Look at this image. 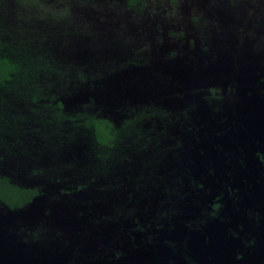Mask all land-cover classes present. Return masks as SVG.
I'll return each instance as SVG.
<instances>
[{"label":"rangeland","instance_id":"374dc122","mask_svg":"<svg viewBox=\"0 0 264 264\" xmlns=\"http://www.w3.org/2000/svg\"><path fill=\"white\" fill-rule=\"evenodd\" d=\"M155 1L151 3L153 6L157 4ZM64 2L65 0H62L63 4ZM252 4H254L253 7L246 9L239 4V0H180L177 2L174 14L181 13L183 16L182 27L184 24L191 26V14H195L199 19L196 24L192 21L194 29L191 34H194L203 23H205V29H209L208 35L220 31L221 37L218 36L220 38L217 41V49L223 57H221V61L225 64L231 62L233 65L231 68L220 65L217 71H214L207 61L198 62L202 53H209L210 49L207 43H202L196 49L194 43L189 46L185 44L186 38L183 37L184 39L179 42L177 36H171L170 32L173 29L170 26H174L173 18L170 19V25L165 21L158 24L148 16L150 9L143 7L145 10L143 16L145 17L142 20L135 19L131 10L126 8L125 0L115 3L114 9L111 4L94 0L92 4L94 12L86 11L88 12L86 16L90 18H93L95 13L99 14L98 11H100L102 15L100 19L107 16L105 11L110 12L108 17H114L115 21L114 24L107 27V32L112 34L116 40L120 39L118 34L127 31L133 33V37L137 36V32H141L142 27L145 28V40L140 46L134 39L130 44H124L123 47H126L114 58L117 63L123 64L124 70L112 72L104 67L93 66V63H98L92 57L93 47L90 48V54L89 49H84L85 58H80L78 51L76 63L78 66L87 67L82 71L87 73L86 76H92L93 82L98 85L94 90L82 91L79 86L70 89L68 95L73 99H63L66 115L67 113L69 115L81 113L87 116L100 115L120 124L128 112L127 110L130 112L134 110L130 119H135L134 112L141 113L143 111L145 114L149 106L162 105V102L167 104L168 108L174 106L180 108L182 105H186L185 102L187 103L188 99H192V104L196 105L197 102L200 112L207 118V122L212 124V128L208 129L211 134L207 135L208 140H205L204 153L199 152V147L194 152L195 165L192 164L194 170L200 175V182L204 185L198 188L196 198L204 206L207 204L208 206L193 205L191 210L189 209L195 220L203 215L209 219L205 217V220L200 221V223H205L199 224L194 229L186 228V225L181 223L182 225L178 228L167 233L166 238L169 241L162 243L161 241L164 239L162 236L158 245L150 247L146 254L140 252L136 258H133L132 263H129L131 259L127 254L124 263H121L123 261L121 259L116 264H196L192 263L194 256L198 259L197 264H264V159L262 161L259 158L260 156L264 157V140L255 139L252 143L247 141L246 148L239 152L246 158L238 159L239 154L236 152V147L238 148L241 144H238L237 139L238 137L246 139L242 135L244 130L239 129L238 126H225L226 129L216 135V129L219 131L221 127L214 124L217 122L216 114L211 111L209 108L211 105L206 99L214 91L224 100L226 98V101L232 103L233 105L230 107H234L237 105L236 100L240 101L243 95H247V98L252 102H262L260 106L264 114V70L263 73H260L262 75L259 74V77L251 79L248 84L241 85L238 81L240 74H246L242 72L240 63L253 59L264 62V0H253ZM252 4L250 3V6ZM167 7L172 8V5L168 3ZM169 8L168 15L170 14ZM196 11L203 13L202 19ZM224 14L229 16V19L225 16L227 23H224L223 19L220 20ZM146 19L148 22L143 25ZM219 21L225 24L222 30L217 28ZM78 24L85 27L82 22L78 21ZM175 24H179L178 19ZM75 25L77 23L72 27L76 28ZM66 27L65 31L69 32L70 29L66 30L68 29ZM158 31L161 32L162 39H160ZM186 32L188 31L186 30ZM73 37L63 38V48H61L59 39L56 40V43L61 49L69 50L71 42L73 46L77 45L78 47L85 34L81 32ZM104 37L105 34L100 31L92 43L101 44ZM111 38L113 39V37ZM220 39L224 41L223 45L220 43ZM149 45L153 46L152 49H158L153 58V60H157L154 70L151 67L154 65L151 61L140 63L136 58L138 49L140 51V47L142 49L149 48ZM242 47H245L246 51L241 54ZM151 51L153 54V50ZM105 52V49L100 51L103 55ZM251 53H253V58ZM60 56L62 57L63 53H60ZM217 57L214 56V59ZM66 59L71 61L67 54L63 59L64 62L67 61ZM101 61L109 62L110 60L101 58ZM228 70L231 71V75L226 74L229 72ZM186 72L189 77H198L201 80L187 82L185 80ZM82 109H86V112L83 113ZM230 114L236 113L230 111ZM60 118L63 121L62 116ZM43 120L45 124L48 123L47 119ZM15 129L17 128L15 127ZM258 130L264 132V127L262 126L261 130L257 129L256 131ZM256 131L251 133L253 138H257ZM13 139L16 142L14 150L11 151V158L2 161L3 165H11L12 172L10 171V173H13L15 181L26 186H36L40 192L44 191L46 194L43 195L42 199L44 200L38 199L39 201L37 200L38 202L36 201L37 203L33 207H27L20 210L19 213L2 206L8 217L0 211V264H78V261L79 264H83L98 260H101V264L111 263L113 261L112 250L101 242L97 226L94 229L90 228L86 234L79 232L84 226V218L79 209L84 205L92 207L96 191L88 190L90 196L72 192L71 194L74 195L72 200L61 192L67 187H74L80 179L77 176V180L74 179V174L80 173L76 172L82 165L80 154L85 157L83 161L86 162V157L88 158L87 148L90 145L86 139L78 135L77 142H71L62 147H55L54 143H50V145L42 143V156L36 161L33 160L35 152L31 147V145L36 146V143H30V138L27 139L25 134L20 136L19 132L14 135ZM54 140L58 141L57 137H54ZM214 144L219 145L213 148ZM233 145L235 146L230 151L229 147ZM51 146L53 147L51 148ZM226 150L227 155H218ZM31 152H33L32 156ZM187 160L188 158L185 156L182 167L185 166L184 163ZM37 165L45 168L44 172L41 168L34 174L30 173L31 168ZM68 176H71V180H67ZM253 186H256V189L260 191L258 193L255 190L260 199L257 203H253L258 205L252 204L251 194L243 192L247 188L251 190ZM233 188L236 192H232ZM172 189L173 185L168 190L171 192ZM167 193L162 190L155 193V196L162 198ZM39 202L44 203L42 207L41 203L38 207ZM72 203L73 207H77L78 210L67 209L65 218H62L61 227L64 225L70 228L71 225L75 226L77 233L74 238L68 236L69 231L67 233L64 230L59 232L52 228L46 232L47 234L43 233L46 230L43 229L41 231L43 234L36 236L41 241H37V238L34 239V231L42 226V220L39 219L41 216L47 219L55 211L59 210V213L62 208L71 207ZM218 203L221 206L216 211L214 207ZM215 211L219 216L215 214ZM257 213L263 218L259 219ZM185 215H187L186 212ZM253 221H259L254 225V229H252ZM251 230L254 234L250 233ZM253 236L255 238L251 241ZM246 244L247 246L243 249ZM100 263L98 261L96 264Z\"/></svg>","mask_w":264,"mask_h":264},{"label":"trees","instance_id":"16d2710c","mask_svg":"<svg viewBox=\"0 0 264 264\" xmlns=\"http://www.w3.org/2000/svg\"><path fill=\"white\" fill-rule=\"evenodd\" d=\"M99 1L111 4L112 9L115 3L120 2ZM140 1L143 0H126L129 3L126 8L133 16V8L136 10L139 7L132 6H138ZM93 3L94 0H65V5L62 0H0V211L6 214L3 206L19 213L33 207L46 194L36 186L15 181L13 173H10L11 165H3L2 161L11 158L15 134H25L30 143H36V146L31 145L35 161L42 156V143L62 147L77 142L80 135L90 145L87 148L88 158L85 162V157L80 154L82 165L76 170L80 173L74 174V179H80L74 187H67L61 192L72 200V192L90 196L88 190L94 189L97 194L93 197L92 207L84 205L79 209L84 218V226L79 232L86 234L90 228L97 226L101 242L109 246L113 253V261L109 264H116L121 259L124 263L127 254L131 259L129 263H132L140 252L146 254L150 247L158 245L162 236V243L169 241L167 233L183 223L190 229L204 224L200 221L207 216H199L195 220L190 210L193 205L207 207L208 204L204 206L196 198L201 185L192 184V171L188 178L181 166L185 156L195 165L194 152L199 146H185L178 144L179 141L170 143L169 126L174 113L167 104L161 102L163 106H149L143 121L136 119V112L133 113L135 119H130L134 110H127L120 124L100 115H66L63 99H73L68 95L70 89L79 86L82 91L94 90L98 85L93 82L92 76H86L87 73L82 71L87 67L76 63L78 51L80 58H85L84 49H89L90 54L92 40L107 23L112 25L115 21L114 17H108V11L102 19L100 11L93 18L87 17L86 11L94 12ZM76 23V28L72 27ZM65 27L70 31L66 32ZM81 32L85 37L82 43L78 41V47L71 42L69 50L61 49L63 38ZM58 39L61 48L56 43ZM60 53H63L62 57ZM66 54L71 61L66 59L64 62ZM82 110L86 112V109ZM43 119H47L48 123L45 124ZM41 168L40 165L33 166L30 173L34 174ZM42 169L44 172L45 168ZM67 180H71V176ZM162 190L168 193L162 198L156 197L155 193ZM40 203L42 207L44 203L39 202L38 207ZM69 208L78 210L72 203L71 207L62 208L59 213V210L55 211L47 219L41 216L42 226L34 231V239L40 240L36 236L52 228L59 232L69 231L68 236L74 238L77 233L75 226L61 227L62 218H65ZM43 229L46 230L42 233ZM197 260L194 256L192 263L197 264ZM98 261L83 264H96Z\"/></svg>","mask_w":264,"mask_h":264},{"label":"flooded vegetation","instance_id":"af4514ba","mask_svg":"<svg viewBox=\"0 0 264 264\" xmlns=\"http://www.w3.org/2000/svg\"><path fill=\"white\" fill-rule=\"evenodd\" d=\"M155 1V0H143L140 1L138 6H132V7H139L135 10L134 9V17L135 19H143L145 16H143V12L145 11L143 7H147L149 8V17L153 20H155L156 22H158V24L161 22L163 23L164 21L167 22L170 25V19L173 18L174 20V26H170V28L173 29V31H171V36H174L178 38V41L180 42L181 39L186 38V43L188 46L191 43L195 44V48L198 49V47L204 43L207 45H209V53H202V55L198 58V62H205L207 61L209 63V65L211 67L214 68V71L218 70V67L220 65H224V67L228 68V67H232L233 64H231V62H228L225 64V62L221 61V55L220 52L217 49V41L218 39L221 37V33L220 31H217L218 33L212 32L209 34V29H205L206 26L204 25L205 23H203L201 26H199V29L194 33L191 34V32L193 31L194 27H193V23L192 21L196 24L199 19L196 17L195 14H191V18H190V25H183V27L181 26L183 23V16L178 13L174 14V12L176 11L177 8V2H180V0H156L155 2L157 3L155 6H153L151 3ZM126 2V0H125ZM168 3H170L172 5V8L167 7ZM250 3H253V0H239V4L241 6H243L244 8H249V7H253L254 4H252V6H250ZM164 4V5H163ZM129 6V3L126 2V7ZM131 6V5H130ZM168 8L170 9V14H167V10ZM180 8H182V6L180 5ZM198 9V8H196ZM201 9V7H200ZM198 9V10H200ZM196 13H199L200 18L202 19L203 17V13H200L198 11H196ZM166 14V15H165ZM206 15V14H205ZM225 16L229 19L228 14H224L221 18L223 19L224 23H227V20L225 19ZM179 20V24L176 25L175 21ZM239 19V18H238ZM148 22V19H146V21H144L143 25H145V23ZM220 22V23H219ZM217 25H219L217 28L221 29L223 28V26H225V24H223L221 21H219ZM110 24L107 23V26L105 28H103L102 32L105 34V37L103 39V43L101 44H92L93 48H94V54H93V60L95 62L98 63H93L94 67H104L106 68L109 72L112 71H116V70H124V66L122 63H117L116 60L114 58H116L120 52L123 51V49L126 47L123 45L124 44H130L132 39H134L136 42H138V46H140L142 44V42L145 40L144 39V34H145V28L142 27L141 32H137V36L133 37V33L127 31L126 33H121L118 34L120 35V39L116 40L114 38V36L112 34H110L109 32H107V27ZM159 26V25H158ZM186 26V28H185ZM188 31L185 33V31ZM160 39H162L161 37V32L158 31L157 32ZM185 33V35H184ZM193 36V37H192ZM220 36V37H218ZM113 37V39L111 38ZM184 37V38H183ZM220 43L223 45L224 41L222 39H220ZM206 45V47H207ZM154 46V43H153ZM153 46L146 49H142L140 47V51L138 49L137 53H136V58L137 60H139L140 63H149V61L152 62L151 65L152 69L154 70V67L157 63V60H153L154 56L156 55L158 49H152ZM101 49H105L106 52L103 54L100 53ZM241 54L246 51L244 50L245 47L241 48ZM153 50V54L152 51ZM250 54V51H249ZM214 56H218L217 58L214 59ZM251 56L253 58V53H251ZM158 57V56H157ZM101 58H105L107 60H110L109 62H105V61H101ZM207 60H206V59ZM223 58V57H222ZM114 59V60H112ZM136 62V61H135ZM233 63V62H232ZM170 65V64H169ZM240 67L242 68V72L246 73L244 75L238 76V81L240 82L241 85H245L248 84L250 82L251 79H254L256 77H259L260 73H263L264 70V62H259V61H255L253 60H249L248 62L245 63H240ZM229 72L226 74H230L231 75V71L228 70ZM174 73V72H173ZM171 74V73H170ZM260 74V75H259ZM218 75V74H217ZM186 78L185 80H187V82H192V81H197V80H201L198 77H189L188 76V72H186ZM93 78V77H92ZM94 79V78H93ZM176 79V78H174ZM212 90V89H211ZM213 91V90H212ZM208 102L210 103L211 106H209V108L211 109V111L213 113L216 114V120L217 122L214 123L217 127L218 125H220L221 129L218 131L216 129V135L219 134V132H222L223 129H226V127H230V126H238L239 129L244 130V132L242 133V135L246 138V139H242L240 137H238L237 142L238 144H241L238 146V148L236 147V152L239 154L238 159L239 158H246V156H241L239 152H241L242 150H244L246 148L247 145V141H249V143H252L253 140H264V137H259V136H264V132L263 131H256L257 129H262V126L264 127V123H263V119H264V114L262 113V108L260 106V104L262 105V102L257 103L256 102H252V100H249V98H247V95H243L242 100L237 101L236 106H232V103H229V101H226L219 96L216 92L214 93L211 92V95H209L207 98ZM192 99H188V102L185 104L186 105H182V107H176L174 106L173 108H171V113L173 112L174 114L172 115V119H171V126H169V131L171 130V141L170 143H177L178 144H185L186 145H191V144H196L200 147L199 152L204 153V145H206L205 140H208L207 135L210 136L211 132L208 131V129L212 128V124H209L207 122V118L203 115L202 112H200V108L196 102V105L191 102ZM228 100V99H227ZM159 108V107H158ZM162 109V108H159ZM164 110V109H163ZM230 111H232L233 113L236 114H230ZM168 112V111H167ZM147 113V111H146ZM143 111H141V113H137L138 117L136 116V119L141 118V120H145V115ZM238 120V122H237ZM256 131V135L257 138H253L251 133H255ZM259 137V138H258ZM219 144H214L213 148L218 146ZM236 145V144H235ZM231 146L229 148L230 151L232 150V148L235 146ZM186 152V150H185ZM228 152L226 150V152H220L218 153V155L220 156H224L227 155ZM216 155V156H218ZM175 156V155H174ZM214 156V155H213ZM202 157V156H201ZM262 161L264 159V157H259ZM185 166L182 167L183 171L185 173H187L188 178H190V176L192 174L190 173V170L193 173L194 176V181L191 182L192 184L198 186L199 184L201 186H204L202 184V182H200V175H198V173L194 170V168L192 167V162H190L189 160H187L185 163ZM187 171V172H186ZM196 179V180H195ZM205 184V182H204ZM237 184V182H236ZM235 185V183L233 184V186ZM256 185V183H255ZM256 186H253V188L250 190L249 188L245 189L243 192L245 193H249L252 196V204L253 203H257L259 201V197H257L256 193ZM232 192H236V190L233 188ZM257 192L259 193L260 191L257 190ZM253 205H258V204H253ZM220 203L215 204V207L220 208ZM257 215L259 216V219H262L261 216L259 215V213H257ZM261 221V220H260ZM259 221H253L252 223V229H254V225L258 224ZM244 232L243 230H239ZM241 232V233H242ZM250 233H253V231L251 230ZM254 234V233H253ZM255 237L253 236L251 241L254 239ZM247 246V244L243 247V249ZM240 249V246H239Z\"/></svg>","mask_w":264,"mask_h":264},{"label":"water","instance_id":"95a60500","mask_svg":"<svg viewBox=\"0 0 264 264\" xmlns=\"http://www.w3.org/2000/svg\"><path fill=\"white\" fill-rule=\"evenodd\" d=\"M107 99H109V98H107ZM1 258V257H0Z\"/></svg>","mask_w":264,"mask_h":264}]
</instances>
